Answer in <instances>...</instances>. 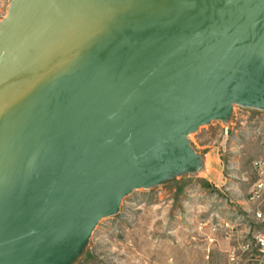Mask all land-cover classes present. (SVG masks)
<instances>
[{
	"label": "water",
	"instance_id": "95a60500",
	"mask_svg": "<svg viewBox=\"0 0 264 264\" xmlns=\"http://www.w3.org/2000/svg\"><path fill=\"white\" fill-rule=\"evenodd\" d=\"M264 111V0H12L0 21V264H74L123 199L199 172L189 135Z\"/></svg>",
	"mask_w": 264,
	"mask_h": 264
},
{
	"label": "rangeland",
	"instance_id": "374dc122",
	"mask_svg": "<svg viewBox=\"0 0 264 264\" xmlns=\"http://www.w3.org/2000/svg\"><path fill=\"white\" fill-rule=\"evenodd\" d=\"M12 0H0V21ZM204 168L126 196L118 213L95 227L74 264H229L238 246L214 226L238 219L251 236L246 196L253 163L264 157V111L235 106L228 122L213 121L189 135ZM237 250H242L238 247Z\"/></svg>",
	"mask_w": 264,
	"mask_h": 264
},
{
	"label": "built area",
	"instance_id": "2783aa9c",
	"mask_svg": "<svg viewBox=\"0 0 264 264\" xmlns=\"http://www.w3.org/2000/svg\"><path fill=\"white\" fill-rule=\"evenodd\" d=\"M255 180L246 196L248 217L259 228L250 237L240 235L243 230L238 219L221 218L214 226L220 235L227 240L235 241L238 246L228 250L229 264H264V157L253 163ZM241 247L242 250H237Z\"/></svg>",
	"mask_w": 264,
	"mask_h": 264
}]
</instances>
